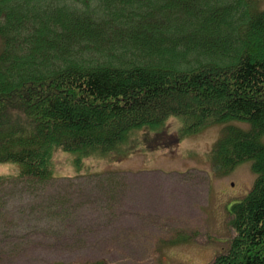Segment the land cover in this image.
<instances>
[{
    "label": "trees",
    "instance_id": "obj_1",
    "mask_svg": "<svg viewBox=\"0 0 264 264\" xmlns=\"http://www.w3.org/2000/svg\"><path fill=\"white\" fill-rule=\"evenodd\" d=\"M0 41V166L16 164L12 176L47 183L59 153L121 161L137 153L141 132L163 147L210 124H249L227 126L212 151L226 168L252 162L256 178L208 264H264V8L0 0Z\"/></svg>",
    "mask_w": 264,
    "mask_h": 264
},
{
    "label": "rangeland",
    "instance_id": "obj_2",
    "mask_svg": "<svg viewBox=\"0 0 264 264\" xmlns=\"http://www.w3.org/2000/svg\"><path fill=\"white\" fill-rule=\"evenodd\" d=\"M254 6L262 10L264 0ZM168 124L177 134L181 122ZM229 125L250 129L210 124L163 147L141 132L137 153L121 161L78 164L74 153H59L47 183L1 165L0 264L210 263L232 238L233 207L256 178L250 161L226 168L213 158Z\"/></svg>",
    "mask_w": 264,
    "mask_h": 264
}]
</instances>
